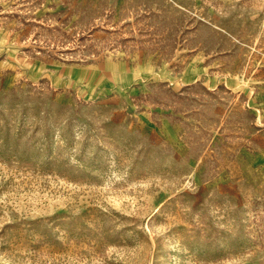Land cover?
<instances>
[{"label":"rangeland","instance_id":"rangeland-1","mask_svg":"<svg viewBox=\"0 0 264 264\" xmlns=\"http://www.w3.org/2000/svg\"><path fill=\"white\" fill-rule=\"evenodd\" d=\"M0 264H264V0H0Z\"/></svg>","mask_w":264,"mask_h":264}]
</instances>
